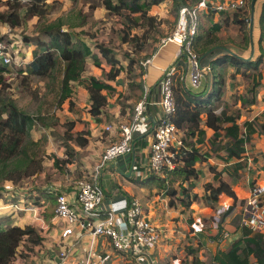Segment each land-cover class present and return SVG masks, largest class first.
<instances>
[{"label": "trees", "instance_id": "1", "mask_svg": "<svg viewBox=\"0 0 264 264\" xmlns=\"http://www.w3.org/2000/svg\"><path fill=\"white\" fill-rule=\"evenodd\" d=\"M41 1L43 0H0V8L6 7L0 10V23L9 25L13 30L23 27L25 23L37 16L35 8ZM83 1L92 11L104 6L109 12L121 15L123 24H127L131 30L148 24L155 28V17L150 15V11L154 6L165 1H172L177 22L179 9L185 2L182 0H96L100 3L95 4L93 0ZM246 10H250L249 2L244 10L235 11L233 14H223V18L221 17L222 19L218 21H215V13L202 15L199 32L193 43L198 56L201 57L207 51L223 44V37L217 33L227 26L238 27L244 33L242 38L249 48L250 32L248 30L246 33L244 30L250 23V11L246 14ZM133 14H138V17L132 18ZM41 18L40 25L43 22ZM203 19L211 21V26L206 28L205 23L202 22ZM228 19L231 20L229 25L227 24ZM138 20H142V23ZM85 23V17L69 14L42 24L33 36L24 35L23 41L28 45H34L32 58L25 63V67L13 65L14 68L18 74L22 75V82H27L29 76L32 75H50L52 81L57 84L55 98L58 108H62L66 103L74 106L77 91L75 88L84 87L89 94V113L96 120L100 119L108 107L111 95L117 92L110 81L116 80L122 72H126L129 78L128 93L121 103L122 108H129L132 111L133 118L136 104L143 99L148 102L143 78L147 69L143 66V62L140 64V61L128 54L124 56L129 62L128 65L121 64L112 49L101 43H95L96 46L91 45L80 37L74 29L84 26ZM260 29V42L262 43L264 41V7L260 18ZM123 38L127 41L128 34ZM134 39L139 41L138 46L140 50H143L144 43L141 42V37L137 35ZM0 40L10 44L6 34L0 35ZM94 47L98 48V51H95ZM260 48V56L251 60L235 57L221 49L213 51L211 54L215 52L223 54L211 60V83L203 91L195 92L187 89L181 79L178 81L175 89L177 102L175 123L184 134L181 137L182 145L176 149L178 151L176 165L173 168H165L160 173H148L144 168V174L137 177L140 185L156 189L157 192L168 196L169 203L173 207L182 204L189 209L194 203L206 206L218 204L223 195L232 197L235 201L238 200L234 184L242 180L248 171L246 145L252 142L257 131L264 133V123L257 125L256 119L244 123L239 122L240 112L232 111V104L225 99L228 82L227 70L229 66L234 68V71L229 74L231 79L241 75L253 82L248 88L252 97L246 98V95L242 94L234 103L241 101L243 105L248 102L254 104L257 101V89L262 85L264 76L263 70L260 69L264 62V47ZM103 60L110 66L108 71L103 66ZM90 64L102 69L101 76L89 73ZM136 65L139 66V73L133 72ZM11 66L0 61V190L6 182L19 184L45 170L47 137L34 139L33 131L38 124L52 130L51 123L45 115L41 113L34 115L22 109L9 91L12 84L8 82L7 74L11 71ZM156 88L159 93L162 92V81ZM158 105H160L159 102ZM220 109L221 111L217 113ZM207 114L216 116L218 128L209 138H207L206 129L201 124L202 115ZM90 136L91 129L85 123L81 130L69 134L68 137H63L67 159L62 160L53 153L50 155L60 173H66L67 164L78 163V152L75 146H87ZM149 142L146 136L137 138L134 143L136 159L138 147H147ZM213 158L218 160L216 164H209L213 181L205 183L204 192L200 195L194 191L201 177L200 165L202 166L204 162H209ZM1 192L0 198L3 197ZM59 194L58 189L41 191L39 186L31 190L29 198L34 204L38 206L41 198L48 203L44 216L45 221L50 225H52V217L56 215L55 209ZM234 206L231 205L221 212L217 232L211 231L212 225L206 224L209 238L217 242L223 239L225 230L222 223L232 212ZM45 243L46 237L37 225H10L4 229L0 228V264H13L22 245L26 250L32 251L33 248ZM198 250V247H191L188 252L193 256L195 264H252L253 262L264 264V232L243 223L241 236L235 239L227 249H218L216 253L207 250V261H202L198 257ZM22 254L25 258L28 257L26 253Z\"/></svg>", "mask_w": 264, "mask_h": 264}, {"label": "rangeland", "instance_id": "2", "mask_svg": "<svg viewBox=\"0 0 264 264\" xmlns=\"http://www.w3.org/2000/svg\"><path fill=\"white\" fill-rule=\"evenodd\" d=\"M30 3L28 1H25ZM45 4L42 5V3ZM95 4H99L100 1L93 0ZM37 11V16L33 17L27 23L24 24L23 27L17 30H8L6 38L10 41V43H16V45L20 46L21 40L23 41V36H33L35 35L42 24L50 21H54L59 17H65L69 14L73 16L81 15L83 18L85 17L86 23L82 27H76L74 29L75 32L78 33L80 37L88 41L91 45H95V43H101L105 47H108L114 51L119 59V63L128 65V61L125 60V54H128L130 57L137 59L138 61L144 63V61L150 57L152 53L156 49H159L160 46L163 44V39H165L168 35H170L175 29L176 23V14L174 10V6L172 1H165L164 3L158 5L157 7H153L150 11V15L155 17V28H152L151 25H146L144 27H136L133 30L127 24H123L122 17L119 14H114L109 12L104 6L98 7L95 10H91L88 5L83 0H68V1H48L43 0L38 3L37 7L35 8ZM40 10V11H39ZM250 11V10H248ZM246 10V14H248ZM126 13V12H124ZM233 14V13H232ZM43 20L41 25L39 24L40 21ZM132 18L138 17V14H133ZM223 18V16H221ZM219 17V19H222ZM139 23H142V20H138ZM206 28L211 26V21H203ZM231 20L228 19V25L230 24ZM144 23V22H143ZM258 23L255 21L254 26V34H255V45H257V38H259V32L257 29ZM66 28V27H65ZM202 30V29H201ZM200 30V31H201ZM250 32V24L245 27L246 33ZM238 29V27L227 26L224 30L218 31L217 34H220L223 37V44L224 46L232 51H234L237 55H240L243 58H248L250 55V45L249 48L247 47L246 41H243L242 31ZM128 34L127 41H124L125 37ZM256 34L258 36H256ZM1 35V34H0ZM141 37V42L144 43L143 50H140L135 36ZM132 40V41H131ZM245 40V39H244ZM135 41V43H134ZM260 42V41H259ZM23 51L20 55L21 58H25L24 62L21 64H12L11 71L7 76L9 77L8 82L12 84V88L9 91L12 93L13 97L16 99L18 105L26 110L29 113L34 115L42 114L45 115L47 120L51 123L52 130H49L46 127H43L41 124L37 125V128L33 131L34 139H40L42 136L47 137V141L45 144V149L47 152V157L45 158V166L46 169L39 174L23 181L19 184H13L11 182L4 183V187L1 188L0 191L3 194V200H0V228L4 229L9 226L10 223L15 222L17 224L25 225L27 223H35L37 227L42 229L43 235H49V231L47 230V226L44 224L42 220V209L41 206H37L34 202L29 198L30 191L35 186H42L44 184V180L47 178L52 179L55 175L56 181H67L72 182L75 184L82 179L83 177L91 176V169L84 171L80 167L73 168V166H65L66 173H60V170L54 171L53 168V158H51V154L57 155L60 159H67L65 154V148L63 146V137H68L69 134H74L80 129L84 128V124L88 123V119L91 117L89 113L87 100H89V96L86 92H84L83 88L79 87L78 89L75 88L76 96H75V105L71 106L70 104L66 103L62 106V108H58L56 104L55 98V88L57 87L56 82L52 81V78L49 76H38L32 75L29 76L27 82H22V75L18 74L16 69L13 65H17L20 67H25V63L28 62V57H31L29 51L27 49V44L24 42L23 44ZM177 45V44H176ZM170 46H175L170 44L167 46V50L171 49ZM21 47V46H20ZM178 47V45H177ZM95 51H98V48H93ZM165 52V51H164ZM220 53V52H219ZM240 53V54H239ZM260 53H256V57L259 56ZM91 61V60H90ZM103 66H108L107 63L103 60ZM144 66V64H143ZM145 67V66H144ZM110 68V66H108ZM90 73L93 75L101 76L102 69L100 67H96L93 64L89 66ZM260 69L264 71V64L260 66ZM234 71L233 67L228 68L227 75H228V85L225 91V99L232 104V111L236 112L239 111L241 114V118L239 121L244 123L247 118L248 119H256L258 122L257 125H260V117L254 116L255 113L261 111L263 106V98H264V84L260 85L257 89V101L254 103L255 107L250 105V102L246 104H242L241 101L234 103L239 99V95H246V98L252 97V95L248 92V88L252 85V81L245 77L236 76V78L231 79L229 74ZM134 73H139V66L136 65L134 67ZM211 72V71H210ZM209 72V73H210ZM126 73V72H125ZM161 73V72H160ZM209 73H205V75H209ZM165 74L162 73L161 76ZM127 75V73H126ZM204 76V75H203ZM177 84L178 81L181 79L180 74L177 75ZM212 77V76H211ZM211 79V78H210ZM176 84V86H177ZM162 95V92H161ZM258 103V104H257ZM217 111V113H219ZM93 117V116H92ZM246 117V118H245ZM54 129V130H53ZM56 132V133H55ZM92 147V146H91ZM91 147H87L83 150V152H87L91 149ZM218 160L215 158L211 159L208 163L200 165L201 170V177L198 184V187L194 190L199 194H203L205 183L208 179L213 181L212 173L209 169V164H216ZM94 166V164L92 165ZM81 173V174H80ZM46 175V176H45ZM244 179V178H243ZM242 179V180H243ZM247 186V185H246ZM244 187V185H243ZM162 197L165 196L161 194ZM166 202L167 207L172 210L170 207L169 199ZM10 203V206L4 208L2 210L3 204ZM222 204H211V205H204L199 203L200 208H208L206 210H201L196 208H189L183 209L182 205H178L174 208V211L179 213L178 216L172 217L170 211H166L163 214V220L168 222L167 225L173 226V231L170 234L171 238H166L164 242H167V247H170L166 250L164 254V258L161 261V264H165L169 259L173 258L174 256L180 257L183 259L182 264H195L193 261V256L188 254L189 248L191 244L193 245V241H186L187 243L183 242V237L181 233L183 230L186 231V227H188V223L193 221L195 217H201L205 224L211 225L212 221H216L217 217L221 215V206ZM247 205H244V209ZM39 208V209H38ZM168 209V210H169ZM193 211H196L195 215ZM165 216V217H164ZM182 217V219H181ZM239 217V216H238ZM232 222H242L241 218H238ZM152 220L155 217L151 218ZM188 221V223H187ZM164 223V222H163ZM178 225L177 228L175 225ZM180 225H184L183 230ZM207 227V225H206ZM230 232H228L229 234ZM46 237V236H45ZM161 237V236H160ZM229 237V236H228ZM163 238V236H162ZM161 238V240H162ZM205 238V237H204ZM167 239H171L170 242ZM197 237H195L194 246L196 247V241H198ZM51 241V237L48 238ZM160 241V238H159ZM158 241V242H159ZM200 244V243H198ZM46 243L42 246H38L33 248L32 251L26 250L25 246L22 245L19 249L18 256L13 264H51L48 262L49 259L52 257L46 255L45 253ZM202 247V246H201ZM199 247L197 255L202 261H207L208 255L207 252H204V248ZM205 249L210 248L214 251L215 246L205 244ZM22 253H26L28 255L27 258L23 256ZM206 263V262H205ZM208 264V263H207Z\"/></svg>", "mask_w": 264, "mask_h": 264}, {"label": "crops", "instance_id": "3", "mask_svg": "<svg viewBox=\"0 0 264 264\" xmlns=\"http://www.w3.org/2000/svg\"><path fill=\"white\" fill-rule=\"evenodd\" d=\"M48 1H68V0H48ZM247 1L249 2L250 18L252 12H254V26H255V21H257L258 25L256 27L258 29L260 36L261 34L260 18L263 12L264 0H247ZM253 1H254V6L252 5ZM5 8L6 7L3 6L0 8V10H4ZM223 14L224 13H215V21H218L219 17H221ZM8 30H11V27L9 25L0 23L1 35H5V34L7 35ZM254 32L255 31H253V37L255 42L256 37ZM256 36L258 35L256 34ZM259 41H260V37L257 38V45H255L253 59L256 58V53L258 54L259 52L261 54L260 47L261 46L264 47V41L262 43ZM23 43L24 42H22L21 40L20 43L21 47L19 45H16L15 42L10 43L14 51H18L19 56L21 55L24 49L22 45ZM170 44H173L175 46H170L171 49L167 50L166 48ZM26 46L29 51V54L31 55V57H28V61H30L32 58V51L34 49V45L27 44ZM177 51H178V47L176 43L168 42L160 46L159 49L152 56L148 58V59L150 58L153 59V63L149 64L148 66H145L147 70L143 76L145 81V90L146 93L148 94V102L146 104L147 122L144 123L139 135L136 136L135 141L140 136L141 137L146 136V139L150 141L149 143H151L152 134H153L152 130L154 129L156 123L163 114L160 105H158V102L161 99V92L159 93L156 87L164 77V74L162 76L161 74L165 73L166 69L169 68L171 66V63L174 61L177 55ZM250 53H251V42H250ZM221 54L223 53L215 52L210 56L201 59V57L204 55L203 54L200 57V61L202 65L207 66L210 65L212 59H215ZM240 55H244V54H240ZM20 59H21L20 64L26 60L25 58L24 60L21 57ZM104 67L106 71L109 70L108 66L107 67L104 66ZM179 70H180L179 74L181 76V81L187 89L193 90L195 92H200L203 91L205 87L211 83V79H210L211 72L210 73L207 72L209 73V75L204 74V76L201 79L200 85L198 87H194L191 82V67L187 61H184L180 64ZM263 75H264V71H263ZM128 81L129 78L127 77L125 72H122L120 76L117 77L116 80L110 81V84H112L117 89V92L111 95L108 107L105 109L104 113L100 116L99 120H96L94 117H92V115L88 119L89 121L87 125L91 129L90 142L85 147L75 146V149L78 152V158H77L78 163H69L67 164V166H73V168L75 169L79 166L80 171L81 169H83L84 171L91 169L89 172H91V176L93 175L96 165L99 163L101 155L104 152V150L109 145H111L112 143L118 140V133L116 130V126L121 122H127L132 119V115H133L132 111L129 108H122V103H121L125 95L128 93ZM262 84H264V76H263ZM81 88H83L84 92L88 94L87 90L84 87ZM148 103H150L149 104L150 107L148 106ZM89 104H90V100H87L88 109H89ZM250 105L255 107V104H252L251 102ZM263 112H264V100L261 111L255 113L254 115L260 117L259 118L260 123H264ZM251 120L253 119L247 118L246 121H251ZM201 124L206 129L207 138L211 137L213 133L218 129L216 125V116L214 115H208V114L202 115ZM109 125H114V128L111 131H106L105 127ZM183 134L184 133L182 131H179L178 133L179 137H182ZM87 147H91V149L87 152H83V150ZM138 148L139 150L137 153V159L135 158V148H134V151L132 153L121 156L115 159L114 161L109 162L104 168H102V170L99 173V182L106 193L105 205H108L110 202L113 201L125 200L129 202L132 199L137 198L144 206L147 216L150 219L152 217H155L154 220L152 219L151 220L161 230L160 232L161 237L158 244H156V246L151 249V252L155 257L154 258L155 264H161V261L164 258V254L166 250L170 248L167 247L166 244L167 242L164 241L166 240V238H171L170 234L173 231V226L171 224L167 225L168 222H165L163 220V214L166 213V211H168V213L170 211L172 217H174V216H178L179 213L174 211V208L176 207L170 205L172 210L169 209V207H167L166 202H168L167 201L169 199L168 196L162 197L161 195L162 193L157 192L156 189H150L148 187L140 185L137 182V177H140L144 174L143 170L145 168V163L149 158L150 144H148L147 147L144 148L138 147ZM246 156L249 162L248 171L243 180H239L234 184L235 185L234 188L238 195V200L235 201L232 197H229L227 195H223L219 200V203L222 204L221 205L222 207L223 204H227L229 205V207L231 205H235L232 212L226 217V219L222 223V226L224 227L225 230L223 239L220 242L219 241L217 242L209 238L206 232V230L208 229V227H206V224L204 231L198 233L194 232L192 225L195 222L196 218H198L195 217L192 222L188 223L187 221L188 227H186V231L183 230L184 225L183 226L180 225L183 230V233H181V235L184 239L183 240L184 243H187L186 241L191 240L193 241V245L191 244L190 246L193 247L195 242L194 239L195 237H197L198 241H196L195 248L197 247L199 248L202 246L201 248H204L205 250L204 252L209 250L212 253H216L218 249H227L235 239L241 236V226L246 220L245 218H247L245 217V213H243V208L246 202L248 201V199L255 194H256L255 196H256L257 204L260 206L257 210L259 220L256 219V222L254 224H252L253 223L252 216L249 217V220L253 227L255 226L258 227L260 226L259 224H261L262 227L261 231L264 232V133L257 131L254 134L252 142L246 145ZM205 163L208 162H204L203 164ZM216 163H218V161ZM93 164L94 166H92ZM133 165H136L138 167V170L143 172L142 175L138 176L136 170H133ZM52 169L54 171L58 170V168L55 167L54 162ZM55 179H56L55 175L53 176L52 179L50 178L45 179L44 184L42 186H39V188H41V191L42 190L55 191L58 189L60 193L64 192L67 194L68 199L72 202V204H76L77 183L75 184V182L72 183L67 181H56ZM208 181H211V178L210 180L208 179ZM0 200L4 201L3 197L0 198ZM178 205H182V204H178ZM198 205H199L198 203H194L191 205L190 208H196V210L201 209L207 211L208 208L205 207L200 208ZM9 206L10 203H7V204H3L1 208L2 210H5L4 208H7ZM38 206H41L40 209L43 208L41 217L44 224L47 226V230L49 231L48 232L49 235H45L46 236L45 253L46 255L52 257L51 259L48 260V262H50L51 264H54L55 262H60L61 260L63 261V264H71L76 261L86 259L90 251H95L96 253L101 254L103 257L108 256L109 260L106 261V264H136L134 258H132L131 256L116 251L111 241L107 237H94L92 235V230L90 226H86L87 225L86 223L85 226H81L80 224H75L73 226V233L69 236L63 237V230L67 226V223L64 220L57 218L55 215L52 217L51 220L52 225H50L45 221V216H44V211L48 206V203H45L44 198H41L39 200ZM185 208L186 207L183 206V209ZM193 213L195 215L196 211H193ZM237 217L241 219L243 217V220L242 222L241 221L235 222L234 224V222H232V219L234 218V221H236ZM218 219L219 216L217 217L216 221H212L211 225L213 228L211 231L217 232ZM86 220L95 223L97 217H89V219H85V221ZM27 224L37 225L35 223H27ZM10 225L24 226L22 224H17L15 222L10 223L9 226ZM175 226L177 228L178 225L176 224ZM228 232L230 233L228 234ZM50 237H51V241L48 240V238ZM167 241L170 242L171 239H167ZM210 243H212V246L213 245L215 246L214 251H212L210 248L205 249L204 247L205 244L209 246ZM63 252L66 253V257L64 259L60 257ZM182 262L183 259L174 256L173 258L169 259L165 264H182Z\"/></svg>", "mask_w": 264, "mask_h": 264}, {"label": "built area", "instance_id": "4", "mask_svg": "<svg viewBox=\"0 0 264 264\" xmlns=\"http://www.w3.org/2000/svg\"><path fill=\"white\" fill-rule=\"evenodd\" d=\"M184 4L179 9V14L174 31L163 39V44L174 42L178 45L177 55L171 66L166 69L162 79V96L159 104L162 108V116L156 123L150 143V153L145 163V171L148 173H160L165 168H173L176 165L177 147L182 145L179 137V129L175 123L177 102L175 89L180 64L187 61L191 67V82L194 87L200 85L206 72L211 71V66L202 65L200 57L193 48L201 24L202 15L209 13H233L244 10L247 0H182ZM0 61L6 65L20 64L18 51H14L11 44L0 40ZM153 63V59H146L144 66ZM147 100L139 101L135 106V114L130 121L121 122L116 126L118 140L109 145L101 155L99 163L91 178L83 177L77 182V203L72 204L66 193L61 192L57 198L55 209L56 217L64 220L67 226L63 230V237L73 233V226H90L94 237H107L115 250L134 258L136 264H155V257L151 249L158 244L160 232L158 226L147 216L144 206L139 199L131 201H113L105 205L106 193L99 182V173L109 162L132 153L136 136L139 135L146 116ZM114 125L105 127L106 131L113 130ZM135 164V163H134ZM138 176L143 172L133 165ZM256 195V194H255ZM252 195L244 209L245 224L251 225L259 220L256 196ZM228 209L229 205L223 204L221 211ZM220 211V212H221ZM89 217H97L95 223L89 222ZM260 226L255 228L261 230ZM252 226V225H251ZM194 232H202L205 223L201 217L196 218L192 225ZM66 257V253L60 256ZM109 257H103L95 251H90L86 259L71 264H106ZM54 264H63V261ZM252 264H256L253 262Z\"/></svg>", "mask_w": 264, "mask_h": 264}, {"label": "water", "instance_id": "5", "mask_svg": "<svg viewBox=\"0 0 264 264\" xmlns=\"http://www.w3.org/2000/svg\"><path fill=\"white\" fill-rule=\"evenodd\" d=\"M252 5L254 6V1L252 3ZM254 11V10H253ZM250 42H251V53H250V56L248 58H243L242 56L240 55H237L234 51L224 47V46H216L214 47L213 49L207 51L206 53H204V55L201 57V59H203L204 57H208L214 50H217V49H222L224 51H226L227 53L235 56V57H238V58H241V59H244V60H251L254 56V51H255V42H254V37H253V31H254V12H252V15H251V18H250Z\"/></svg>", "mask_w": 264, "mask_h": 264}]
</instances>
